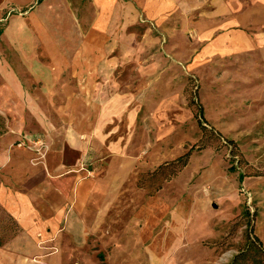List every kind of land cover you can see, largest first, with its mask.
Returning a JSON list of instances; mask_svg holds the SVG:
<instances>
[{
	"label": "rangeland",
	"instance_id": "rangeland-1",
	"mask_svg": "<svg viewBox=\"0 0 264 264\" xmlns=\"http://www.w3.org/2000/svg\"><path fill=\"white\" fill-rule=\"evenodd\" d=\"M142 1L112 14L96 0H41L0 23V136H30L18 144L35 154L27 188L75 172L56 164L74 138L81 149L65 159L93 175L70 188L88 179L102 191L99 226L61 218L48 247L67 258L45 264H230L251 235L264 249V0ZM44 66L55 83L36 81ZM190 150L174 177L153 174ZM15 226L0 211L2 244Z\"/></svg>",
	"mask_w": 264,
	"mask_h": 264
},
{
	"label": "crops",
	"instance_id": "crops-1",
	"mask_svg": "<svg viewBox=\"0 0 264 264\" xmlns=\"http://www.w3.org/2000/svg\"><path fill=\"white\" fill-rule=\"evenodd\" d=\"M36 1L40 3L41 0H0V23L10 19L12 13L20 10H24L25 12L30 10ZM129 1H131V4H136V0ZM116 2L118 5L120 4L118 0H96L95 6L96 8H100V6L108 5L113 14L116 12L114 11ZM141 3H144L145 8L147 7V4L142 0ZM159 9L161 11L164 10L162 5ZM116 18L118 17L116 16ZM127 19L129 18H122L124 22L129 21ZM96 20H99V16H96ZM241 25L242 22L240 25L237 23L236 27L238 28ZM45 68H47V66H44L43 70L38 69L36 81H44L51 85L56 82L55 78L52 77V75L50 76L51 71L48 72ZM45 74L49 76L46 77ZM17 84V78L12 75V90H10L17 91ZM6 90L9 91V89ZM1 109L3 110V108ZM29 137L28 135L16 137L15 132L10 130L7 134L0 136V211L5 213L9 218L11 216L14 224L17 226H15L16 230L14 235L0 246V257H2L0 259H3L0 264H37L34 260L38 259L45 264V261H49L53 258L61 257L65 259L64 257L67 258L65 254L60 251L56 254L50 253V247H48V245L56 243L60 239L59 232H57L58 228H54L55 226L58 227V221H60L61 218L63 220V217L68 215L69 222L71 220L76 228H79L81 231H83V228L84 230L86 229L84 222L88 220L89 217L91 220L92 218L94 219L93 222H95L96 227L99 226L101 221L99 218L100 208H97L98 201L94 199L95 196H98L100 192H102L101 189L93 185V181L86 180V178H84L86 182H80V186L75 192L70 188L71 182H73L74 179H83L82 177L84 176L90 177L93 175V173L87 169V166L86 169L88 172L78 168V163L86 164V160L65 159L71 157L73 149L76 150L78 147L81 149V142L71 138L68 141L66 140V144L64 140L66 148L68 147L71 150L67 149V153L64 149V152L61 153L56 160V164H60L61 166L66 165L67 168L75 167V172L72 173L73 171H69L70 173L66 175L65 179L62 180V182L60 181L59 187L57 186V188L39 191V194H36L37 192H33L31 189L27 188V183H24V181L30 180L31 178L32 173H30L29 169L35 172L33 171V166H30L28 162L29 159L35 157V154L23 148L24 146H18V144H29ZM31 137L33 138L34 136ZM37 138L39 139L37 136L34 137L35 140ZM47 159L49 158L47 157ZM78 171L81 173L78 174ZM41 175L44 174L42 173ZM36 195H39L41 198L38 199L39 205L36 203ZM40 200L43 202L42 204ZM92 203L94 207L91 205ZM43 212L48 213V216L42 217L41 215L43 214L41 213ZM38 226L45 229V240H41L42 246L36 245L39 241L37 242L35 235H38L37 232L42 230L38 228ZM75 236L74 240L70 242L75 244L83 242L82 237L78 234ZM67 240L68 239L65 241Z\"/></svg>",
	"mask_w": 264,
	"mask_h": 264
},
{
	"label": "trees",
	"instance_id": "trees-1",
	"mask_svg": "<svg viewBox=\"0 0 264 264\" xmlns=\"http://www.w3.org/2000/svg\"><path fill=\"white\" fill-rule=\"evenodd\" d=\"M201 107L198 106V111L196 112V117L199 119L201 129L203 130V117L201 112ZM231 142V141H229ZM191 150L188 151L182 157H179L173 160L170 163H165L157 168V170L153 174H159L162 171L170 170V176L174 177L176 173H178L181 169H183L188 161V158L191 154ZM251 233V232H250ZM249 233V234H250ZM252 234V233H251ZM262 243L259 241L257 237H253L251 235L250 240L246 241V245L243 251H239L238 254L235 256L233 261L230 264H247L248 258L247 254L254 253L257 255V262L256 264H264L262 258L264 256V249L261 245ZM0 246H2V242H0Z\"/></svg>",
	"mask_w": 264,
	"mask_h": 264
},
{
	"label": "bare ground",
	"instance_id": "bare-ground-1",
	"mask_svg": "<svg viewBox=\"0 0 264 264\" xmlns=\"http://www.w3.org/2000/svg\"><path fill=\"white\" fill-rule=\"evenodd\" d=\"M116 9H117V8H116ZM114 11H115V10H114ZM112 16H113V15H112ZM125 19H126V17H125ZM125 22H126V21H125ZM115 98H116V97H115ZM113 99H114V98H113ZM118 99H119V98H118ZM118 101H119V100H118ZM120 102H121V101H120ZM112 103H113V102H112ZM118 103H119V102H118ZM121 103H122V102H121ZM118 105H119V104H118ZM118 105H117V106H118ZM115 107H116V106H115ZM115 107H114V108H115ZM119 107H120V105H119ZM118 109H119V108H118ZM113 110H114V109H113ZM116 111H119V110H116ZM116 111H115V112H116ZM131 113H132V112H131ZM132 114H133V113H132ZM130 119H131V118H130ZM132 119H133V118H132ZM132 119H131V120H132ZM74 192H75V191H74ZM73 194H75V193H73ZM154 198H155V197H154ZM150 201H152V200L150 199ZM150 201H149V202H150ZM149 202H148V203H149ZM153 204H154V203H153ZM153 204H152V206H153ZM145 205H146V204H145ZM147 206H148V205H147ZM148 207H149V206H148ZM147 210H148V209H147ZM151 211H152V210H151ZM151 216H152V215H151ZM171 217H173V216H171ZM171 219H172V218H171ZM177 219H178V218H177ZM150 220H151V219H150ZM151 221H152V220H151ZM171 221H174V220L172 219ZM176 222H177V220H176ZM150 223H151V222H150ZM171 223H172V222H171ZM173 223H175V221H174ZM180 223H181V222H180ZM169 224H170V223H169ZM147 226H148V225H147ZM147 226H145V227L147 228ZM152 226H153V225H152ZM171 226H172V225H171ZM171 226H170V227H171ZM174 226H176V224H174ZM177 226H178V225H177ZM148 227H149V226H148ZM175 228H176V227H175ZM173 229H174V228H173ZM179 230H180V229H179ZM174 231H175V230H174ZM177 236H178V234H177Z\"/></svg>",
	"mask_w": 264,
	"mask_h": 264
},
{
	"label": "built area",
	"instance_id": "built-area-1",
	"mask_svg": "<svg viewBox=\"0 0 264 264\" xmlns=\"http://www.w3.org/2000/svg\"><path fill=\"white\" fill-rule=\"evenodd\" d=\"M37 141H39V140H37ZM36 145L38 146V144L36 143ZM39 145H40V143H39ZM38 148H40V147H38ZM41 149V148H40Z\"/></svg>",
	"mask_w": 264,
	"mask_h": 264
}]
</instances>
